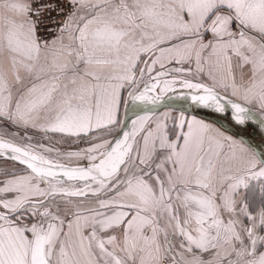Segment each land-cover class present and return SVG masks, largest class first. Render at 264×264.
<instances>
[{
  "label": "snow or ice",
  "instance_id": "6c2138e0",
  "mask_svg": "<svg viewBox=\"0 0 264 264\" xmlns=\"http://www.w3.org/2000/svg\"><path fill=\"white\" fill-rule=\"evenodd\" d=\"M0 264H264V0H0Z\"/></svg>",
  "mask_w": 264,
  "mask_h": 264
},
{
  "label": "water",
  "instance_id": "95a60500",
  "mask_svg": "<svg viewBox=\"0 0 264 264\" xmlns=\"http://www.w3.org/2000/svg\"><path fill=\"white\" fill-rule=\"evenodd\" d=\"M165 110H170L173 112H178L181 110H185L188 112H191V105L189 104V102L184 101V100H167L166 99V106H160L159 111H165ZM132 112L129 111L127 113L128 118H132ZM125 114L123 113L122 118H124ZM221 123H224V121L222 120ZM225 127H227V124L225 123ZM249 131H251V129H249Z\"/></svg>",
  "mask_w": 264,
  "mask_h": 264
},
{
  "label": "crops",
  "instance_id": "0c3cea01",
  "mask_svg": "<svg viewBox=\"0 0 264 264\" xmlns=\"http://www.w3.org/2000/svg\"><path fill=\"white\" fill-rule=\"evenodd\" d=\"M161 112H162V111H161ZM123 113H124V112H123V110H122V111H121V118H122V116H123ZM173 113H174V114H177V115L179 114L178 112H173Z\"/></svg>",
  "mask_w": 264,
  "mask_h": 264
},
{
  "label": "rangeland",
  "instance_id": "374dc122",
  "mask_svg": "<svg viewBox=\"0 0 264 264\" xmlns=\"http://www.w3.org/2000/svg\"><path fill=\"white\" fill-rule=\"evenodd\" d=\"M173 112V111H172Z\"/></svg>",
  "mask_w": 264,
  "mask_h": 264
}]
</instances>
